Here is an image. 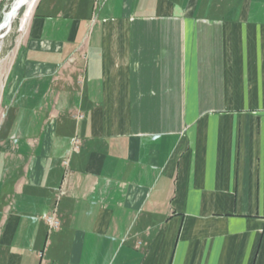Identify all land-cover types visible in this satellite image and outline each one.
I'll return each instance as SVG.
<instances>
[{
	"label": "crops",
	"instance_id": "obj_1",
	"mask_svg": "<svg viewBox=\"0 0 264 264\" xmlns=\"http://www.w3.org/2000/svg\"><path fill=\"white\" fill-rule=\"evenodd\" d=\"M20 25L0 264H264V0H31Z\"/></svg>",
	"mask_w": 264,
	"mask_h": 264
},
{
	"label": "rangeland",
	"instance_id": "obj_2",
	"mask_svg": "<svg viewBox=\"0 0 264 264\" xmlns=\"http://www.w3.org/2000/svg\"><path fill=\"white\" fill-rule=\"evenodd\" d=\"M31 0H28V2L21 7V9L18 10L16 15L14 16L9 29L2 31V37L0 38V57L2 56V53L4 52L5 48L10 45V43L14 40L15 36L18 33L19 25H20V18L24 12L25 7ZM13 0H2L0 3V22L3 19V13L11 6V3Z\"/></svg>",
	"mask_w": 264,
	"mask_h": 264
},
{
	"label": "bare ground",
	"instance_id": "obj_3",
	"mask_svg": "<svg viewBox=\"0 0 264 264\" xmlns=\"http://www.w3.org/2000/svg\"><path fill=\"white\" fill-rule=\"evenodd\" d=\"M27 2L28 0H13V2L11 3V6L3 13V19H5V22H6V26L4 30L9 29L14 16L18 12V10L21 9V7L25 5ZM15 9H18L17 12L12 13ZM2 31L3 30L0 31V38L2 37L1 35Z\"/></svg>",
	"mask_w": 264,
	"mask_h": 264
},
{
	"label": "built area",
	"instance_id": "obj_4",
	"mask_svg": "<svg viewBox=\"0 0 264 264\" xmlns=\"http://www.w3.org/2000/svg\"><path fill=\"white\" fill-rule=\"evenodd\" d=\"M2 2V0H0V3ZM25 25H23L21 27V25H19V31H21L22 29H24ZM77 142H78V139L75 138L74 141H73V149L75 150L77 148ZM45 222L49 228V230H55L59 227V221L58 219L56 218L55 214H51V215H48L45 217Z\"/></svg>",
	"mask_w": 264,
	"mask_h": 264
},
{
	"label": "water",
	"instance_id": "obj_5",
	"mask_svg": "<svg viewBox=\"0 0 264 264\" xmlns=\"http://www.w3.org/2000/svg\"><path fill=\"white\" fill-rule=\"evenodd\" d=\"M18 9H15L12 13H16ZM6 26V22H5V19H2V21L0 22V31L1 30H4Z\"/></svg>",
	"mask_w": 264,
	"mask_h": 264
}]
</instances>
